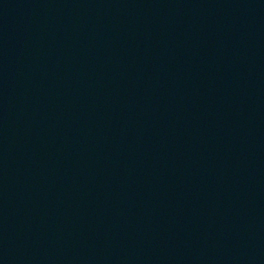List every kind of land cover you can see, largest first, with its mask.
<instances>
[{"label": "water", "instance_id": "water-1", "mask_svg": "<svg viewBox=\"0 0 264 264\" xmlns=\"http://www.w3.org/2000/svg\"><path fill=\"white\" fill-rule=\"evenodd\" d=\"M0 264H264V0H0Z\"/></svg>", "mask_w": 264, "mask_h": 264}]
</instances>
